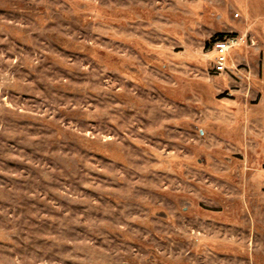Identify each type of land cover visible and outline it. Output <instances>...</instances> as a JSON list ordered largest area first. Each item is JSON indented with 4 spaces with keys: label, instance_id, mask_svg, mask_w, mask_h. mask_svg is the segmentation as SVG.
I'll list each match as a JSON object with an SVG mask.
<instances>
[{
    "label": "rangeland",
    "instance_id": "obj_1",
    "mask_svg": "<svg viewBox=\"0 0 264 264\" xmlns=\"http://www.w3.org/2000/svg\"><path fill=\"white\" fill-rule=\"evenodd\" d=\"M0 264H264V0H0Z\"/></svg>",
    "mask_w": 264,
    "mask_h": 264
},
{
    "label": "built area",
    "instance_id": "obj_2",
    "mask_svg": "<svg viewBox=\"0 0 264 264\" xmlns=\"http://www.w3.org/2000/svg\"><path fill=\"white\" fill-rule=\"evenodd\" d=\"M245 41L243 36L226 34L213 41L211 53L213 55V71L223 73L229 69V57L231 52L240 47Z\"/></svg>",
    "mask_w": 264,
    "mask_h": 264
}]
</instances>
